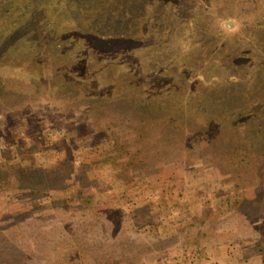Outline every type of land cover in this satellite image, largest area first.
I'll use <instances>...</instances> for the list:
<instances>
[{"label": "rangeland", "instance_id": "1", "mask_svg": "<svg viewBox=\"0 0 264 264\" xmlns=\"http://www.w3.org/2000/svg\"><path fill=\"white\" fill-rule=\"evenodd\" d=\"M12 1L58 5L59 18L78 8L58 0ZM172 1L165 8L155 0H100L103 10L79 4L76 21L93 31L104 24L105 34L117 29L109 20L114 7L126 16L127 35L147 34L138 49L115 44L122 50L116 59L92 46L100 53L88 47L71 64L74 53L55 51L42 16L36 42L19 37L0 54V264H264V145L245 140L256 130L239 120L233 147L192 146L184 117L170 112L172 101L183 110L197 85L219 95L207 87L212 82L226 95L231 88L237 106L214 100L216 106L204 102L205 111H244L246 80L263 69L264 0H212L201 18L190 0L175 7ZM228 28L243 63L217 66L218 52L214 61L188 58L186 40L202 52L203 43L216 47ZM185 32L182 44L178 36ZM133 52L144 72L154 67L159 74L155 82L145 75L147 109L130 108L121 97L133 88L129 77L141 80L130 69ZM98 70L108 75L94 82ZM187 73L199 77L187 81ZM235 73L246 79L231 86L223 76ZM207 77L218 79L200 84Z\"/></svg>", "mask_w": 264, "mask_h": 264}, {"label": "trees", "instance_id": "2", "mask_svg": "<svg viewBox=\"0 0 264 264\" xmlns=\"http://www.w3.org/2000/svg\"><path fill=\"white\" fill-rule=\"evenodd\" d=\"M31 1V0H30ZM45 3H48L49 0H44ZM60 1L59 4L66 2L64 5L69 4V3H75L78 8L77 11H73L70 8L69 12H67L69 15L64 16L63 18H59L60 15L58 12L56 13V7L53 8H44L43 6H37V4H27V5H14L12 0H0V54L2 55L5 52L11 51L10 47L14 44H17V42H20L19 37L24 38L25 36H29L32 39L37 40V35H36V21H38L36 18L39 16L43 17V20L46 23V30L47 34L49 37L50 45H52L54 48H56V52L62 51L59 54L67 55L69 53H74V56L71 60V64L75 65L78 60L81 59V55L84 54L83 51L88 49V47H99V46H104V52H99L97 51L96 48H93V52L95 53H100L101 55H106L105 57H109L116 59L118 58V55L121 56V49L119 50V47H122V44L126 43H132V46H136L138 49L139 43H144L147 37V34L142 33L140 37L137 35L130 36L129 34L127 35L128 31L126 29V24L124 26L122 23L126 19V16L120 15V14H115L119 11H116V9L113 7L112 9L109 8L110 11H112L110 16V21L116 22L115 25L117 29H111V31L105 34V31L103 33L100 32L101 28L103 29V26L105 29L108 25L104 24L101 26H97L94 28V31L91 30V27L88 26L89 24L87 23L85 26H82L83 23H80L79 21H76L78 19L80 12L78 9L80 8L79 4H98V8H101L99 5L100 0H58ZM116 1V0H113ZM169 0H155L154 6L158 7H163L165 8L166 6H169L167 4ZM172 1V0H171ZM177 0H173L172 4L173 7L177 6ZM189 5H193L195 8V12L198 14V17H202L200 14L202 13L200 10H203L204 6H210L213 8L215 4H213V1H207L205 2L203 0H190ZM204 3V4H201ZM52 5V4H51ZM71 5V4H69ZM60 7V6H59ZM64 6H61L60 9L62 10ZM86 6H84L82 9H85ZM153 8V6H152ZM103 10V8H101ZM131 9V8H129ZM176 9V8H175ZM134 11V9H131ZM83 11V10H80ZM205 12H208V9L205 10ZM60 13V12H59ZM148 12H146L145 15L142 16V18L145 20L146 15ZM107 15V14H106ZM108 15V16H109ZM105 16V15H104ZM77 17V18H76ZM61 19V20H60ZM195 23V22H194ZM60 25V26H58ZM201 25V24H200ZM119 26V27H118ZM198 28L200 29V26L197 25ZM203 27V25H201ZM207 27V26H206ZM61 29V31H60ZM64 29V30H62ZM130 29V28H128ZM131 32V31H130ZM129 32V33H130ZM205 36V34H202ZM36 36V38H35ZM168 36V35H167ZM233 32L231 29H227L226 34L221 35L222 38L228 37L227 40H221L219 38L218 44L216 47L212 46L209 42L203 43L202 47V52L201 50L197 52L195 48H191V44H189L188 40L184 43L182 41L183 37L187 38V32H185L182 36L180 34L178 37L180 38L179 42L184 43L186 54L190 55L192 58H199L200 56H206L209 59L214 61V56L218 52L219 54V59L217 60V66L227 68L228 65H237L239 63H243V59L240 57L236 56L235 53V48H236V43L234 39ZM264 36V35H263ZM151 37V36H150ZM206 37V36H205ZM152 38V37H151ZM206 40L207 37H206ZM176 43V42H175ZM173 42V44H175ZM115 44H118V48L116 47ZM242 45V44H240ZM113 47H116V49H112ZM183 47V46H182ZM201 49V46H200ZM183 50V49H182ZM216 50V51H215ZM54 51V54L57 55V53ZM106 51V52H105ZM133 51V48H132ZM77 52H80L77 54ZM238 52V51H236ZM134 54L132 55L133 61L132 65H130V69H137L136 72H138V75L141 76V80H139L136 83H133L135 81L134 77H129L128 80H131L132 83L130 85H133L134 91L138 94V96H134V94L131 91L130 87H126L125 91L123 92V95L121 97H124L126 102H129V106L131 108H139V107H145L147 109V105L143 104V101L147 102L150 100L149 97V92L151 91L150 87L146 85V76L148 77L147 80H150L149 82H155L153 80L154 76H159V74H156L155 70L153 68L148 69L147 67L145 68V72L143 70V64L141 63L142 61L136 57V52H133ZM123 57V56H122ZM130 60L131 56L129 57ZM245 59V58H244ZM260 67L263 68L262 70L258 71L255 73L251 80H246L248 82V86L250 89V98L249 101H245L246 103L242 105L241 107H245L243 112L240 113H235L232 114V111H228L227 114H218L213 112L212 110H207L205 111V105L206 102L213 103L215 106L216 104L214 103V100L220 101L226 109L230 108V105H235L237 104L232 101L231 98V88L228 94L224 93L221 91L216 83L212 82L215 79H218L217 77H207L205 81H201V83L209 81L211 83V86H207L208 88H214V91L220 92V94H213V93H207L204 94V90H200V87L197 85L195 88L197 92L196 96H190L189 98H186V106L181 110V107H179L178 101H172L170 103V112L176 116H182L184 119L182 120L184 123L187 124L190 132V144L193 146L194 144H199L203 148L210 147V149H214L216 146L221 147V148H231L233 147V143L235 141V130L238 129V121L240 120L241 122L243 121L245 124V127H250L249 129L251 130H256L255 133H249L246 138H251L255 136V138H251L247 140L248 145L250 147H258L264 145V139L261 137L264 135V54L260 57ZM86 62H84L85 65ZM124 64L121 63V61L118 62L117 66L122 67ZM240 66V65H238ZM82 75H86V71H82ZM93 72V71H92ZM91 73V72H89ZM95 73V74H94ZM92 73L93 80L94 82L98 81V78L101 76H106L107 73L105 74L103 72L96 71ZM102 73L104 75H102ZM110 74V73H109ZM246 74V73H245ZM91 75V74H90ZM99 75V76H98ZM111 76L115 77L114 74H110ZM188 75V73L186 74ZM229 75V76H228ZM224 75L223 77L227 76V79L231 83L230 85H234V83H238L240 81V78L246 79L245 76H240V74H230ZM98 77V78H97ZM145 77V78H144ZM196 77L199 76H187V81H190V79H193V81L196 79ZM134 80V81H133ZM80 81V80H79ZM148 83V82H147ZM145 84V86H143ZM194 85V86H196ZM210 85V84H209ZM179 85H174L171 88V91L175 93V98L178 97L176 94L180 93V89L178 87ZM138 87V88H137ZM144 87V97L143 94H141V88ZM132 88V89H133ZM147 91V92H146ZM184 91V90H183ZM203 93V95H201ZM252 96V97H251ZM207 100V101H206ZM139 103V106H138ZM248 103H251L249 110L248 109ZM138 106V107H137ZM240 106V105H239ZM247 110V112H246ZM240 111V108H239ZM242 113V114H241ZM223 115V116H222ZM222 116V117H221ZM236 116V118H235ZM236 119H238L236 121ZM233 135L234 140L231 141L230 138H227V136ZM252 152L251 154L253 155ZM253 162V161H252Z\"/></svg>", "mask_w": 264, "mask_h": 264}]
</instances>
